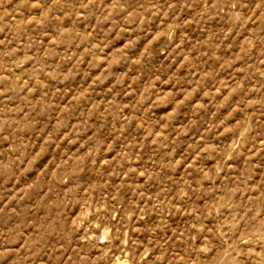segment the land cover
Returning a JSON list of instances; mask_svg holds the SVG:
<instances>
[{
	"label": "rangeland",
	"instance_id": "rangeland-1",
	"mask_svg": "<svg viewBox=\"0 0 264 264\" xmlns=\"http://www.w3.org/2000/svg\"><path fill=\"white\" fill-rule=\"evenodd\" d=\"M0 264H264V0H0Z\"/></svg>",
	"mask_w": 264,
	"mask_h": 264
}]
</instances>
